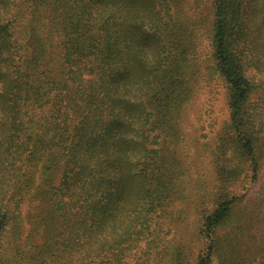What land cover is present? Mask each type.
I'll return each mask as SVG.
<instances>
[{
  "label": "trees",
  "instance_id": "obj_1",
  "mask_svg": "<svg viewBox=\"0 0 264 264\" xmlns=\"http://www.w3.org/2000/svg\"><path fill=\"white\" fill-rule=\"evenodd\" d=\"M209 1L202 77L228 116L189 201L169 115L192 50L173 6L191 5L0 0V264H264V0Z\"/></svg>",
  "mask_w": 264,
  "mask_h": 264
},
{
  "label": "rangeland",
  "instance_id": "obj_2",
  "mask_svg": "<svg viewBox=\"0 0 264 264\" xmlns=\"http://www.w3.org/2000/svg\"><path fill=\"white\" fill-rule=\"evenodd\" d=\"M195 1L175 0L176 3H182L183 7L191 5V7L184 10V13H180V18L178 17L177 7L173 6V18L177 20L178 27L183 31L178 33L181 38H179L178 43H173V47L182 44L187 48L189 46L192 47V50L189 51L188 60L183 63L188 98L178 112L173 110V113L169 115L171 126L177 129L176 132L181 139L174 152L179 154V157L191 168L192 179H190L191 182L190 180L187 182L186 187L189 201H192L195 197H205L210 189L214 188V185L211 186L214 179L211 177L213 170L209 165L210 150L215 145V135L221 126L220 122L222 123L228 116L224 85L221 82V84L213 83L216 93H210L211 88H209L208 82L206 83L202 77L207 68L211 51L212 6L209 0H201L198 4ZM185 19H189L186 24ZM184 24L189 27L190 32L185 31ZM151 50V53L155 54L156 57V51L158 50L156 46ZM52 53L53 57H62L61 44L53 47ZM256 99L257 96L254 95V100ZM209 114L214 117L212 124H209ZM192 175H194L195 179H193ZM197 180L200 181L197 183ZM170 196L176 198L177 194L172 193ZM173 206L176 208L177 203L172 205L169 212L173 210ZM187 210L191 211L189 215L192 222L185 221L178 227L179 241H184L185 243L190 242L189 236L195 231L194 219L197 216L195 208H188ZM173 211L174 213L177 212L175 209ZM171 236H168V238L171 239ZM247 263L249 264V262ZM214 264H220L217 258L214 259Z\"/></svg>",
  "mask_w": 264,
  "mask_h": 264
}]
</instances>
